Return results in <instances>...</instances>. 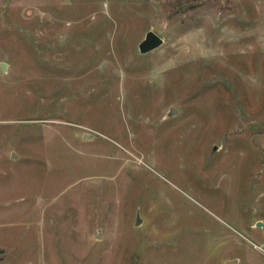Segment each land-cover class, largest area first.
<instances>
[{
    "label": "rangeland",
    "instance_id": "obj_1",
    "mask_svg": "<svg viewBox=\"0 0 264 264\" xmlns=\"http://www.w3.org/2000/svg\"><path fill=\"white\" fill-rule=\"evenodd\" d=\"M257 222L264 0H0V264H264Z\"/></svg>",
    "mask_w": 264,
    "mask_h": 264
},
{
    "label": "water",
    "instance_id": "obj_2",
    "mask_svg": "<svg viewBox=\"0 0 264 264\" xmlns=\"http://www.w3.org/2000/svg\"><path fill=\"white\" fill-rule=\"evenodd\" d=\"M162 44V40L160 39V37H158L155 33L149 31L145 34L144 39L139 43L138 45V51L140 54H147L151 51L156 50L157 48H159ZM175 113V109H170L169 115H172ZM14 156V155H13ZM140 218L139 215H136V219H135V226H138L140 224ZM255 226L257 228H262L264 231V225L261 222H257L255 224ZM226 264H236L235 261H229Z\"/></svg>",
    "mask_w": 264,
    "mask_h": 264
}]
</instances>
